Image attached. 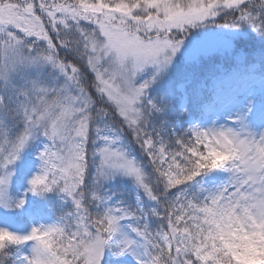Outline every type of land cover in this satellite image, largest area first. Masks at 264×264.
<instances>
[{
    "label": "snow or ice",
    "instance_id": "snow-or-ice-1",
    "mask_svg": "<svg viewBox=\"0 0 264 264\" xmlns=\"http://www.w3.org/2000/svg\"><path fill=\"white\" fill-rule=\"evenodd\" d=\"M106 252L264 264V0H0V264Z\"/></svg>",
    "mask_w": 264,
    "mask_h": 264
},
{
    "label": "rangeland",
    "instance_id": "rangeland-1",
    "mask_svg": "<svg viewBox=\"0 0 264 264\" xmlns=\"http://www.w3.org/2000/svg\"><path fill=\"white\" fill-rule=\"evenodd\" d=\"M29 163H31L33 167H35L39 163L38 159L34 155L33 149L25 150V153L23 154V160L18 162L17 166L21 173H23L25 166ZM16 187H18V185H14V190ZM132 197H133V192L131 188H128L125 198L131 200ZM106 259L109 261V264H131L130 257L126 256V257H121L119 259H114V258L109 257L107 252H106Z\"/></svg>",
    "mask_w": 264,
    "mask_h": 264
}]
</instances>
